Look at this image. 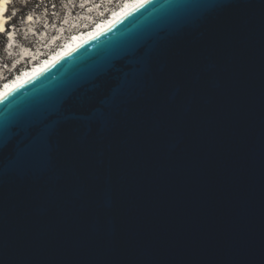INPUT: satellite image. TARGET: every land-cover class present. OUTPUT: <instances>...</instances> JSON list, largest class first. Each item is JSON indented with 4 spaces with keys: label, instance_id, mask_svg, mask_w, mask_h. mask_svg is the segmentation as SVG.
I'll return each instance as SVG.
<instances>
[{
    "label": "water",
    "instance_id": "water-1",
    "mask_svg": "<svg viewBox=\"0 0 264 264\" xmlns=\"http://www.w3.org/2000/svg\"><path fill=\"white\" fill-rule=\"evenodd\" d=\"M0 264H264V0H147L3 96Z\"/></svg>",
    "mask_w": 264,
    "mask_h": 264
},
{
    "label": "rangeland",
    "instance_id": "rangeland-1",
    "mask_svg": "<svg viewBox=\"0 0 264 264\" xmlns=\"http://www.w3.org/2000/svg\"><path fill=\"white\" fill-rule=\"evenodd\" d=\"M53 1L55 2L52 3ZM112 1L47 0L40 2L39 0H7L8 12L5 15H7L8 23L6 31H14L13 35L16 36L18 30L21 37L24 36L25 39L23 44L17 43L16 40V47L9 49L11 45L7 48L6 34L8 33L0 34V84L5 80L12 79L14 73H20L21 69L25 70L34 63H38L39 57L43 56L41 59H44L58 51L62 47V41L66 39L68 32L74 31L71 29L73 23L74 26H78L75 28L76 31L79 28L85 30L82 27L87 26L84 25L82 18H96L99 11ZM9 11L13 12L14 15H9ZM10 26L15 30H10ZM8 36H10V40L13 37L10 34ZM26 51L35 52L38 55L33 60L27 59L24 56Z\"/></svg>",
    "mask_w": 264,
    "mask_h": 264
},
{
    "label": "bare ground",
    "instance_id": "bare-ground-1",
    "mask_svg": "<svg viewBox=\"0 0 264 264\" xmlns=\"http://www.w3.org/2000/svg\"><path fill=\"white\" fill-rule=\"evenodd\" d=\"M39 1L43 2V1H47V0H39ZM146 1L147 0H127V3L125 4V6L123 8H120L118 12H115L113 14V16L111 17L110 20L106 21V23L100 25L95 30L91 31V29H85V30L79 31L78 33H74L76 36L68 43L67 46H65V47L62 46L58 51L52 53L53 56L50 55V56H52L50 59H49V57L44 58V59L48 60L47 62H43L42 59L41 60L39 59L40 61L38 63H34L31 67H28L27 69H25L26 70L25 72H23L21 74L18 73V76L15 79L12 78V79L5 80L4 83H7V84H5L3 86V88L1 87L2 90L0 91V99L3 96H5L8 92L14 90L16 87L20 86L21 84L25 83L26 81L34 78L35 76H37L38 74L43 72L48 66L53 64L56 60H58L60 57H62L64 54H66L70 50L74 49L78 45L84 43L85 41L89 40L90 38H93L94 36L100 34L102 31L106 30L112 24H114L115 22H117L118 20H120L121 18L126 16L129 12H131L132 10H134L135 8H137L138 6H140L141 4H143ZM7 3H8L7 0H0V34L1 33L4 34L5 32H7L8 34L10 33L11 36H13L11 39L12 45L9 47V49H11V47H13V48L16 47L15 46L16 40L13 39L15 36V35H13L14 31H11V32H9V30L6 31V27H7V23H8L7 15H5L8 12V11H6V10H8ZM9 29L15 30L14 28H10V27H9ZM88 31H90V32H88ZM9 39H10V36H9ZM13 40H14V42H13ZM37 55L38 54H36L35 52H30V51L29 52L26 51L24 54V56L30 60H33V58Z\"/></svg>",
    "mask_w": 264,
    "mask_h": 264
},
{
    "label": "built area",
    "instance_id": "built-area-1",
    "mask_svg": "<svg viewBox=\"0 0 264 264\" xmlns=\"http://www.w3.org/2000/svg\"><path fill=\"white\" fill-rule=\"evenodd\" d=\"M54 2L55 1H53L52 3H54ZM126 3H127V0H113L111 3L106 4V6L102 10L99 11L96 18L95 17H86V18L84 17V18H82L84 21V25L87 26L85 28L82 27V29H91V31L95 30L97 27L106 23V21L110 20L111 17L113 16V14L115 12H118L120 8H123ZM72 12L75 14L74 11H72ZM73 13H72V15H74ZM66 23H68V22H66ZM73 24L71 25L72 26L71 29L74 31L68 32L67 39H69L72 36L75 37L76 35L74 33L81 30V28H79V30L76 31L75 28H78V26H74ZM64 25L66 26L67 24H64ZM17 32H18V30H17ZM88 32H90V31H88ZM16 36H18V37H16ZM16 36H14L13 39L17 40L16 41L17 43L23 44L25 37L24 36L21 37L19 32L17 33ZM8 46L9 45L7 43V48H8Z\"/></svg>",
    "mask_w": 264,
    "mask_h": 264
},
{
    "label": "snow or ice",
    "instance_id": "snow-or-ice-1",
    "mask_svg": "<svg viewBox=\"0 0 264 264\" xmlns=\"http://www.w3.org/2000/svg\"><path fill=\"white\" fill-rule=\"evenodd\" d=\"M9 15H14V13L13 12H11V11H9V13H8Z\"/></svg>",
    "mask_w": 264,
    "mask_h": 264
},
{
    "label": "trees",
    "instance_id": "trees-1",
    "mask_svg": "<svg viewBox=\"0 0 264 264\" xmlns=\"http://www.w3.org/2000/svg\"><path fill=\"white\" fill-rule=\"evenodd\" d=\"M19 16H20V17H22V15H21V14H19Z\"/></svg>",
    "mask_w": 264,
    "mask_h": 264
}]
</instances>
